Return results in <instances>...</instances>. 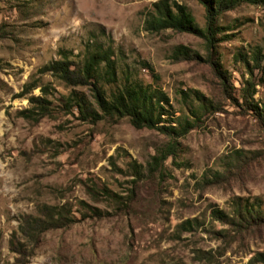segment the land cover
<instances>
[{
  "label": "rangeland",
  "instance_id": "1",
  "mask_svg": "<svg viewBox=\"0 0 264 264\" xmlns=\"http://www.w3.org/2000/svg\"><path fill=\"white\" fill-rule=\"evenodd\" d=\"M157 1L0 0V264H14L11 233L42 204H67L77 221L46 231L28 264H264V226L237 233L211 214L255 198L264 209V68L254 70L248 106L240 91L248 72L236 59L258 46L264 60V0L226 10L217 21L228 91L205 61L201 35L147 29ZM173 1L186 5L203 29L198 0ZM94 42L112 48L120 78L127 70L131 79L163 90L173 118L193 117L183 90H198L218 107L177 137L152 172L151 158L166 151L169 136L135 128L128 117L82 120L65 105L70 88L37 72L62 50L78 60ZM178 44L202 58L176 59ZM35 79L49 84L51 108L38 120L21 113L30 95L42 94L41 86L21 94ZM133 163L143 173L135 175ZM92 185L132 198L125 207L102 194L96 200ZM80 200L103 215L83 217L89 211Z\"/></svg>",
  "mask_w": 264,
  "mask_h": 264
},
{
  "label": "trees",
  "instance_id": "2",
  "mask_svg": "<svg viewBox=\"0 0 264 264\" xmlns=\"http://www.w3.org/2000/svg\"><path fill=\"white\" fill-rule=\"evenodd\" d=\"M256 1L259 0H198L204 6L206 17V23L201 29L186 5L173 0H158L153 4L154 9L146 19V27L154 31L172 29L177 32L201 35L206 48L205 61L210 63L223 91H228L232 89V86L226 72L222 69L216 47L217 36L222 33L223 29L217 21L226 10L233 9L242 3L253 4ZM70 55V52L67 53L66 50L60 51V59L51 60L40 67L37 72L39 74L48 73L70 88L65 105L76 108L82 120L95 123L103 118L117 120L128 117L135 128L155 129L169 136L170 141L165 146L166 151L164 152L162 148L158 154L152 156L149 172L155 170L158 163L170 155L177 137L198 127L202 118L218 109L211 98L198 90L188 89L183 90L182 94L186 104L188 103V111L193 117L185 113L181 117L173 118L169 98L163 90L136 78L131 79L127 70L122 71L123 76L120 78L110 46H104L100 42L87 43L78 60L71 58ZM172 55L178 60L187 57L202 58L196 51L183 44L176 45ZM261 57L260 48L256 46L251 54L236 58L243 62L248 72V77L242 82L240 89L241 97L245 103H248V106H253L251 100L257 83L254 70L264 68V60L262 61ZM36 79L24 84L21 94L41 86L36 83ZM114 85L115 88H111ZM48 87L49 84H45L41 86V95L28 97L30 107L21 111L25 117L38 120L50 115V100L46 97L49 93ZM229 97L234 99L231 94ZM260 117L264 121V115ZM132 165H134L135 175L143 173L137 170L135 163ZM89 192L96 200L101 194L114 200L119 205L118 207L127 206L132 198L131 191L129 196H121L108 188L98 189L94 185L90 186ZM79 205L89 211V213L83 212V217L103 215V210L84 200H80ZM211 214L214 219L233 227L237 233L264 226V209L258 198H255L253 202L249 200L243 203L235 202L230 213L215 208L212 209ZM75 221H77L75 213L67 204H42L36 214L23 215L19 219L17 229L11 233L9 239V249L15 255L14 264H28L41 236L46 231L67 227ZM261 257L262 254H258L257 259L260 260Z\"/></svg>",
  "mask_w": 264,
  "mask_h": 264
}]
</instances>
